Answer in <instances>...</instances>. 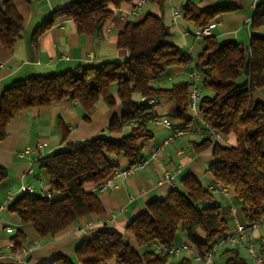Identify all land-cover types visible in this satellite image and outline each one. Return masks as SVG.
<instances>
[{
	"label": "trees",
	"instance_id": "obj_1",
	"mask_svg": "<svg viewBox=\"0 0 264 264\" xmlns=\"http://www.w3.org/2000/svg\"><path fill=\"white\" fill-rule=\"evenodd\" d=\"M157 1L162 8V0ZM131 0H68L51 12L33 33L32 40L61 19L71 20L80 35H97L112 17L113 9L129 5ZM233 6L216 2L198 8L191 0L181 6L183 18L201 30L213 25L217 16ZM253 30L264 26V1L253 14ZM23 21L9 0L0 1V43L9 51L21 38ZM204 47L193 60L178 48L161 18L150 14L138 22H127L117 35L116 47L127 55L123 62L101 65L60 74L32 75L14 81L0 95V141L5 128L19 112L33 107H47L67 99L76 102L85 113L99 103L109 107L119 100L120 114L108 123L109 136H99L67 144L38 161L47 177L50 197L45 192L21 194L7 205L22 225L31 227L40 237H53L77 220L102 213L86 184L97 185L111 177L117 167L108 158L120 157L132 167L144 161L141 143L152 139L151 123L155 116L146 100L168 98L177 106V116L187 125V105L191 83H175L170 88L155 86L171 68L194 64L199 86L211 91L197 105L206 136L193 144L194 153L211 151L213 161L207 172L222 188L233 192L234 216L226 218L213 193L203 189L196 179L184 175L180 186L165 197L153 199L145 210L126 227L134 244L115 231H99L84 240L73 258L57 256L43 264H168V255L159 247L172 248L178 234L204 254L214 250L218 240L232 232L237 220L245 229L264 218V102L254 100V93L264 89V37L253 35L246 48L233 43L218 44L212 37L203 38ZM167 78V77H166ZM242 80V81H241ZM60 125V124H59ZM63 136L66 131L61 126ZM129 130L123 133V129ZM212 133V134H211ZM110 135H120L112 138ZM233 135L236 145L225 147L212 137ZM7 172L0 167V184ZM230 215V214H229ZM201 234L203 239H198ZM17 233L14 251L24 243ZM264 260V241L258 243ZM239 248H226L216 254L213 264H249ZM177 264H193L183 258Z\"/></svg>",
	"mask_w": 264,
	"mask_h": 264
},
{
	"label": "crops",
	"instance_id": "obj_2",
	"mask_svg": "<svg viewBox=\"0 0 264 264\" xmlns=\"http://www.w3.org/2000/svg\"><path fill=\"white\" fill-rule=\"evenodd\" d=\"M9 1L23 21V30L20 40L11 50L3 49L0 43V95L14 81L32 75L46 76L95 67L106 62H123L127 55L116 47L117 35L127 22H138L146 14L161 18L172 34L174 44L189 53L193 60L204 47L203 40L195 36L199 29L183 18L181 6L185 0H162V8L154 0H131L129 5L112 10V17L103 24L97 35H80L71 20L61 18L39 35L35 42L32 40L34 29L68 0ZM191 1L201 9L215 5L216 2L233 6V10L217 16L210 29V36L218 44L233 43L239 48H246L253 35L264 37V26L256 30L251 26L255 7L264 0ZM132 11L134 15L130 14ZM175 12L179 17H174ZM193 71V63L187 67L171 68L166 75L170 80L165 77L155 86L170 88L175 83H189ZM199 88L201 94V87ZM211 94V91L205 89V96ZM253 97L257 102H264V89L257 90ZM152 113L155 116L150 125L153 137L141 143L145 162L143 166L135 168L128 175H122L128 168L126 160L109 157L108 161L120 173L113 179L112 186L103 192L96 191L93 184L83 187L85 192L96 195L102 213L83 217L53 237H40L31 227L22 225L17 215L8 212L7 205L21 195V188L25 186L31 187L35 193L48 192L47 177L38 164L41 158L70 143L109 136L108 123L115 115L120 114L119 100L115 99L114 107L99 103L85 113L76 102L65 99L58 104L29 108L15 115L6 125L5 138L0 141V167L7 172L6 180L0 184V264H20L19 260L25 264H43L57 256L73 258L76 248L99 231L111 230L124 234L125 241L134 244L132 236L126 233V227L143 213L149 201L165 198L171 192L166 184L157 186V182L165 174L173 175L177 186H180L181 177L188 174L203 189L213 192L216 183L207 172L213 161L211 151L196 154L193 150V144L199 143L206 136L202 131L203 124L198 110H188L191 121L185 125L176 114L175 102L161 97L153 106ZM164 122L168 125H164ZM59 124L64 127L65 136ZM128 130L129 127H125L123 133ZM177 131L183 132V135L164 144ZM110 137L119 138L120 135ZM212 141L225 147L236 145L233 135L226 138L216 135L212 137ZM152 154H155L153 159ZM177 170L179 173L174 175ZM216 195L221 199L222 203L219 204L228 219L232 216L231 212H235L233 192L227 190L226 194L214 193ZM230 226L234 228V224ZM248 231L257 243L264 241V220ZM17 233L23 235L25 241L19 250L10 251L8 246L13 243L12 238ZM197 237L199 240L203 239L201 234ZM202 253L186 241L182 234H178L167 263L177 264L186 258L193 264H213V261L197 262L196 259ZM213 260H217L216 255ZM247 262L252 264L248 260ZM109 264L116 263L113 260Z\"/></svg>",
	"mask_w": 264,
	"mask_h": 264
},
{
	"label": "built area",
	"instance_id": "obj_3",
	"mask_svg": "<svg viewBox=\"0 0 264 264\" xmlns=\"http://www.w3.org/2000/svg\"><path fill=\"white\" fill-rule=\"evenodd\" d=\"M143 3V2H142ZM136 10V9H134ZM131 15H134V11H132L130 13ZM174 17H179L178 13L175 12L174 13ZM213 27V25H209L207 27L202 28L201 30H199L196 33V38L197 39H203L206 38L208 36H210V29ZM90 57H92L90 55ZM166 80H170L169 77L166 78ZM199 82H200V78L199 75L196 71H193V73L191 74V87H190V92H189V102L187 105V109L189 111H195L197 109V105L198 102L200 100V86H199ZM147 105H156L157 101L150 99V100H146L145 101ZM164 125H168L167 122H164ZM200 132V130L198 131ZM212 134V133H211ZM183 135V132L181 131H177L174 132L173 135H171V137L167 138V140L164 142V144H167L171 141H173V139L175 138H180ZM155 157V154L151 155V158L153 159ZM145 162H141L135 166L132 167H128L126 170H124L121 174L122 175H128L130 173L133 172V170L137 167H142L143 164ZM179 173V171H175L174 175ZM120 173H118L117 171L114 172V174L107 178L106 180L102 181L101 183L96 185V191L98 192H103L105 190H107L109 187L112 186V182L113 179L115 177H117ZM168 185L170 187L171 190L175 189L177 187L176 183L174 182V176L173 175H169V174H165L163 179L159 180L157 182V186H162V185ZM227 190L222 188L218 183H216L214 185V191L211 193H220V194H226ZM34 190L31 187H22L21 188V194H33ZM47 197H50V193L49 192H45ZM232 216H234V211L231 212ZM262 220H264V218H262L260 221H258L257 223H255L254 225H252L251 228L256 227L257 225L262 223ZM239 248L248 258V260L252 263V264H264V260H262V257L260 256L259 253V247L257 242L251 237V235L249 234V231L247 229H245V227L243 225H241L237 220H234V229L232 232H227L226 234H224L217 242L216 247L214 248V250L212 252H210L209 254H204L202 253L201 256H199L196 261L200 262L201 260H203L205 263H210L213 261L214 256L220 252L223 249L226 248ZM8 250L13 251L14 250V244L10 243L8 246ZM158 251L165 254V255H169L172 252V248H162L159 247ZM20 264H25L23 263L22 260L18 261Z\"/></svg>",
	"mask_w": 264,
	"mask_h": 264
},
{
	"label": "rangeland",
	"instance_id": "obj_4",
	"mask_svg": "<svg viewBox=\"0 0 264 264\" xmlns=\"http://www.w3.org/2000/svg\"><path fill=\"white\" fill-rule=\"evenodd\" d=\"M200 96H205V89L201 88V94ZM215 199L217 200L218 203H222L221 202V199L219 198V196H215ZM243 255V258L248 260L247 256L245 254H242ZM217 258V257H216ZM249 261V260H248Z\"/></svg>",
	"mask_w": 264,
	"mask_h": 264
}]
</instances>
